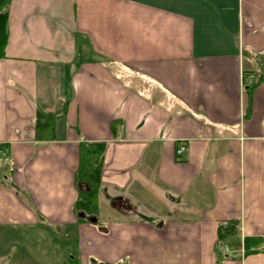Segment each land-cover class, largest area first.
<instances>
[{
    "label": "crops",
    "instance_id": "obj_1",
    "mask_svg": "<svg viewBox=\"0 0 264 264\" xmlns=\"http://www.w3.org/2000/svg\"><path fill=\"white\" fill-rule=\"evenodd\" d=\"M83 143L105 144L94 223ZM227 221L264 246V0H10L0 264H218ZM239 255L219 264H264Z\"/></svg>",
    "mask_w": 264,
    "mask_h": 264
},
{
    "label": "trees",
    "instance_id": "obj_2",
    "mask_svg": "<svg viewBox=\"0 0 264 264\" xmlns=\"http://www.w3.org/2000/svg\"><path fill=\"white\" fill-rule=\"evenodd\" d=\"M10 0H0V58L4 56V48L7 39V7ZM247 74H243L244 85L247 89H252L245 84ZM55 118L49 114L36 113L35 137L38 141H51L54 136ZM104 143H83L79 146V163L75 173V184L77 189V200L74 211L79 217V221H90L98 215V194L100 192V175L102 170V157L104 153ZM240 224L236 221H227L218 227L215 252L217 263L224 260L235 249L243 246V256L239 255V260L243 257L264 251L261 240L257 238H242L240 235ZM223 247H229L226 254L221 253Z\"/></svg>",
    "mask_w": 264,
    "mask_h": 264
},
{
    "label": "built area",
    "instance_id": "obj_3",
    "mask_svg": "<svg viewBox=\"0 0 264 264\" xmlns=\"http://www.w3.org/2000/svg\"><path fill=\"white\" fill-rule=\"evenodd\" d=\"M251 82L250 81H247V78L245 80V84L248 85L249 83ZM184 149L185 147L183 145H181L177 150H176V157L179 158L183 152H184ZM237 253H239L241 255V257L243 256V253H244V249H243V246L241 245L240 247H238L237 249H235ZM230 251L229 247H223L221 249V253L222 254H226Z\"/></svg>",
    "mask_w": 264,
    "mask_h": 264
},
{
    "label": "rangeland",
    "instance_id": "obj_4",
    "mask_svg": "<svg viewBox=\"0 0 264 264\" xmlns=\"http://www.w3.org/2000/svg\"><path fill=\"white\" fill-rule=\"evenodd\" d=\"M251 84V82L248 84V85H250ZM154 193H156L155 191H154ZM151 190H149V196H151V197H149V199L150 200H152L151 202H148V203H150L151 204V206L153 207V208H155L156 210H159V209H161V208H163L162 206L164 205L163 204V202H164V199L161 197V196H158V195H155ZM158 199H162L163 201H161V202H158ZM161 207H160V206ZM160 207V208H159Z\"/></svg>",
    "mask_w": 264,
    "mask_h": 264
},
{
    "label": "water",
    "instance_id": "obj_5",
    "mask_svg": "<svg viewBox=\"0 0 264 264\" xmlns=\"http://www.w3.org/2000/svg\"><path fill=\"white\" fill-rule=\"evenodd\" d=\"M80 218H83L84 216L83 215H79ZM91 223H94L95 222V219L93 220H90Z\"/></svg>",
    "mask_w": 264,
    "mask_h": 264
}]
</instances>
